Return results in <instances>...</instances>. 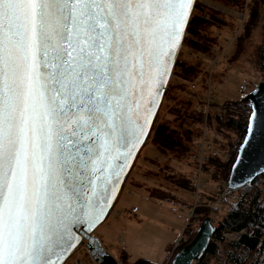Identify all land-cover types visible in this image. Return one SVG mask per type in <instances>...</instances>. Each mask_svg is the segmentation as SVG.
I'll return each mask as SVG.
<instances>
[{"label": "snow or ice", "instance_id": "1", "mask_svg": "<svg viewBox=\"0 0 264 264\" xmlns=\"http://www.w3.org/2000/svg\"><path fill=\"white\" fill-rule=\"evenodd\" d=\"M193 13L194 0H0V264H64L101 219Z\"/></svg>", "mask_w": 264, "mask_h": 264}, {"label": "trees", "instance_id": "2", "mask_svg": "<svg viewBox=\"0 0 264 264\" xmlns=\"http://www.w3.org/2000/svg\"><path fill=\"white\" fill-rule=\"evenodd\" d=\"M213 2L221 4L232 12L245 13L243 25L239 29L240 22L236 17L226 16L210 8L209 6L212 2L196 0L194 13L191 16V25L187 28V36L183 40L180 50V53L184 52L183 54L185 55L178 58L175 63L161 103L162 106H167L169 101L176 99L171 97V92L177 91V93H182V85H188L195 79L199 80L201 76H205L206 79L208 63L205 58L212 56L211 52L215 50L214 48L220 51L219 54L223 52L220 58H225L227 60L226 62L237 60L242 52H244V48L242 47L243 41L256 29L260 10L264 6V0H248L246 3L244 0H214ZM212 30H214V33ZM238 30L239 32L237 33ZM262 30L264 32V25L262 26ZM216 31H219V34ZM234 36L235 39L231 46L228 47V44ZM225 44L227 47H225ZM229 52L230 56L228 55ZM192 54H194L195 58L190 60L189 58ZM252 54L255 72L261 79L252 86L249 92L254 90L258 84L264 82V33L262 40ZM211 73H213V70ZM203 83H200L201 85L197 86L194 91L188 90L187 88V91L184 93L187 97L185 104L190 106L192 103L193 105L191 107V113L187 109L181 112L184 104L181 101H177L179 108H175L171 112L177 128H171L170 123H162L156 126L152 132L151 141L156 147V153L159 156L166 158L168 152L175 151L177 157H181L177 160L178 163L181 160L188 161L191 159L194 165V168L188 174L178 170L181 175L178 174L179 176L175 177L171 181V184L189 195L195 193L192 184L193 177L196 175V170L198 169L197 160L199 154L197 144L200 142L201 135L204 132L206 133L205 130L202 132L205 117L206 125L210 130V125L212 124L215 125V130L220 136L225 133V130L234 132V135L232 140L228 138L229 143L227 141L223 144L222 141H218V147L222 148L225 146L227 148L225 160L220 158L219 152L214 147V143L212 145V148L215 150L214 152L206 150L208 143H205L206 156L200 166V179L205 174L207 178L206 183L214 190H204L203 184V189L199 192V196H201L203 202L200 208L194 209L193 215L195 217L190 218L186 227L183 229L179 243L174 251L172 249L167 264H170L172 258L179 250L192 241L201 222L205 218L210 217L213 212L220 213L223 216V220L217 225L213 223L214 232L212 239L203 257L196 264H202L203 259L206 257H210L212 261L222 264H264V183H260L262 175L253 183L239 190L233 191L229 189L231 194L237 197V200H223L225 207L222 211L218 207L213 211L209 206L211 202L217 201L223 189L220 182L227 183L238 149L246 135L251 106L243 102V99L238 102H225L218 105L212 90L208 93L206 80ZM245 88L247 87L244 85ZM207 103L208 109L206 110ZM168 107L170 108L169 105ZM216 109L222 110V113L217 112ZM187 121L190 122L189 126L186 125ZM184 125L186 127H183ZM188 143H192V146L188 145ZM153 162H157L156 158L153 159ZM153 167L155 166L153 165ZM143 190L148 200L160 204L173 201L171 202L172 204H178L190 212L192 210V204L185 203L177 195L165 189L149 186L144 187ZM242 231H245V234L238 241H224V233H240ZM219 244H222L221 251L219 250ZM120 259L124 264H127L128 256L124 252H121ZM132 264L153 263L140 259Z\"/></svg>", "mask_w": 264, "mask_h": 264}, {"label": "rangeland", "instance_id": "3", "mask_svg": "<svg viewBox=\"0 0 264 264\" xmlns=\"http://www.w3.org/2000/svg\"><path fill=\"white\" fill-rule=\"evenodd\" d=\"M207 1L209 3L212 2L211 4L213 5H216L218 10L223 8L225 10L224 15L226 16L236 17L238 19L240 15L245 14L232 12L221 4L213 2L214 0ZM244 1L246 3L248 0ZM263 25L264 6L260 10L256 29L253 30L251 35L243 41L242 47L244 48V52H242L240 57L237 60L229 62H226L227 60L225 58H220L218 64L213 69V73H211L212 76H210V79L206 80L207 77L205 79V76H201V78H199V80L196 82V87L200 86V83L204 84V80H206L207 84L209 83L211 85L210 90H212L218 105H221L225 102H238L242 100L243 97L249 93L252 86L259 79H261L255 72L252 62V53L262 40V35L264 33L262 30ZM212 32L214 33V30H212ZM216 32L219 34V31ZM225 47H227L226 44ZM214 49L217 51V53L220 52L217 48ZM183 53H179L177 59L185 55ZM228 55L230 56V52ZM189 59L192 60L194 58ZM244 85L247 88L244 89ZM187 88L188 90L192 91V89L189 88V84H184L182 85V93H177V91L171 92V97L176 98L174 101H169L167 106L161 105L159 107L156 117L153 121L151 132L129 175L126 178L116 206L113 209L112 215L94 231V235L101 243L103 249L112 255L119 264H124L120 259L121 252H124L128 256L126 261L127 264H132L136 260L140 259L150 261L153 264H164V262L167 260V257L170 255L172 248L176 246L178 239L182 235L185 223L190 214L189 210L180 207L178 204H172L171 202L173 201L163 202L160 204L155 201L148 200L143 194L144 187H159L161 189L167 190L168 192H172L185 203L192 204V209L200 208L201 203L203 202L201 196L199 203H197L194 193L189 195L188 193L182 192L181 190L175 188L173 184H171V181H173L175 177L181 175L179 174L178 170L182 171V173L188 174L194 168L192 160H181V162L178 163L177 160L181 157H177V153H175V151L170 153L168 152L167 157L163 158L156 153V147L151 141L152 132L159 124L170 123L171 128H177L176 124H174V116L171 113L175 108H179L177 101H181L184 104V108L181 109V112L185 111V109H187L189 113L192 112V103L190 106L185 104L187 97L184 93L187 91ZM216 110L217 112L222 113V110ZM189 124L190 122L187 121L186 125L189 126ZM186 125L183 127H186ZM210 126L211 130L206 125L205 117L202 132L204 130L206 131V143L209 144V146L207 144L206 150L214 152L215 150L212 148L214 143V147L219 152L220 158L225 160L227 148L225 146L222 148L218 147V141H222L223 144L227 141L229 143V139H233L234 132L225 130V133L220 136L215 130V125L211 124ZM188 145L192 146V143H188ZM155 158L158 163L153 162V159ZM153 165L155 167H153ZM261 177L260 183H264V175ZM201 180L204 184V190H214L208 183H206L207 178L205 174L201 176ZM220 183L222 184L223 188H227V183ZM236 198V196L231 194L228 200L235 201L237 200ZM217 201L211 202L210 205L216 203ZM223 203L219 206L221 211L225 207ZM211 214L215 215V213ZM217 215L219 220L214 223L216 225L223 218L220 213ZM221 245L222 244H219L220 248ZM67 262L70 264V259ZM87 264L93 263L90 261V259H88ZM202 264L222 263L212 261L210 257H206L203 259Z\"/></svg>", "mask_w": 264, "mask_h": 264}, {"label": "water", "instance_id": "4", "mask_svg": "<svg viewBox=\"0 0 264 264\" xmlns=\"http://www.w3.org/2000/svg\"><path fill=\"white\" fill-rule=\"evenodd\" d=\"M195 3L196 0H194V6ZM180 50L178 51L177 57ZM170 78L171 75L167 78V83L164 88L161 89L162 94L156 98V104L153 106L154 119L163 101ZM243 102L250 104L251 113L248 119L245 138L238 149L236 159L231 167L227 180L228 189L233 191L239 190L244 186L253 183L259 176L264 175V83L261 82L254 90L249 92L243 98ZM154 119H152V126ZM253 130L255 131L254 136ZM150 132L151 130L149 131V134ZM148 136L141 138L142 143L137 145V149L133 152L132 157L129 158L128 167L125 168L124 173L121 175L120 182L116 186V191L109 196L108 205L104 208V214L101 216V219L97 221L91 229H88L87 225H84L78 233L80 238L87 241L85 246L90 251V255L96 264H119L112 255L103 249L99 240L94 236V231L104 222L109 211L117 203L126 178L136 162ZM249 140L251 143H248ZM241 160L242 163H240ZM213 232V225L210 218L207 217L201 222L192 241L174 255L170 264H194L198 262L203 257L204 252L211 241ZM79 244L80 243H78L77 246ZM97 249L103 251L104 255L102 257H97ZM74 250L75 248L69 249L67 258Z\"/></svg>", "mask_w": 264, "mask_h": 264}, {"label": "built area", "instance_id": "5", "mask_svg": "<svg viewBox=\"0 0 264 264\" xmlns=\"http://www.w3.org/2000/svg\"><path fill=\"white\" fill-rule=\"evenodd\" d=\"M210 8L212 9H215L216 11L220 12V13H225V10L223 8L221 9H217L216 8V5H213V4H210L209 6ZM240 20V28L241 29V26L243 25V22H244V15H240L239 18ZM239 32V30L237 31V33ZM187 36V35H186ZM235 39V36L232 38V40L230 41V43L228 44V47L231 46L233 40ZM223 53V52H222ZM222 53H217V51L215 50H212L211 54L212 56L210 57H206V61L208 63L207 65V79L206 80H209L210 79V76H211V72L214 68V66L218 63L220 57L223 55ZM190 58H195L194 54H192V56ZM198 81V79H195L193 82H191L189 84V88H191L192 90H195L196 89V82ZM208 86V93L210 92V87L211 85L208 83L207 84ZM208 100V98H207ZM208 109V103L206 105V110ZM206 143V134L205 132L203 133L202 135V138L200 139V142L197 144V151H198V154H199V158H198V169L196 170V175L193 177V184L192 186L194 187L195 189V193H194V197L195 199L197 198V196L199 195V192L203 189V183L200 179V174H201V170H200V166L204 160V157L206 156V151H205V144ZM231 196V191L227 188H223L219 194V197L221 198H226V197H229ZM217 207V204H211L210 205V208L211 210H215ZM113 209L112 208L109 213H108V218H110V216L112 215L113 213ZM193 211L194 209L191 210L188 218H187V221L185 223V227L187 225V223L189 222L190 218H194L195 215H193ZM214 213V212H213ZM219 220V217L218 215L215 213V215L211 214L210 215V221L211 223H215ZM184 227V228H185ZM243 231L240 233L242 234ZM240 234H233V235H224L225 238H229V239H237L239 237ZM95 236V235H94ZM179 240L180 238L178 239V242L176 243V246L173 248V250L177 247L178 243H179ZM85 243H87V241L85 239H82V242H80V244L75 248V250L70 254V256L66 259V261L64 262V264H68V260L70 259V264H87V260L90 259V261L95 264L92 256L90 255V251L87 249V247L85 246Z\"/></svg>", "mask_w": 264, "mask_h": 264}, {"label": "bare ground", "instance_id": "6", "mask_svg": "<svg viewBox=\"0 0 264 264\" xmlns=\"http://www.w3.org/2000/svg\"><path fill=\"white\" fill-rule=\"evenodd\" d=\"M230 197V196H229ZM229 197H226V198H221V197H219L218 198V201L216 202V204H217V207L219 208V206L223 203V200H226V199H228ZM199 199H200V196L198 195L197 196V198H196V202L197 203H199ZM118 201V200H117ZM215 204V203H214ZM115 206H116V204H115ZM114 206V207H115ZM113 207V208H114ZM108 218V215H107V217H106V219ZM105 219V220H106ZM104 220V221H105ZM223 220V218L221 219V221ZM102 225V224H101ZM213 225V228H214V224H212ZM241 233V232H240ZM240 233H237V232H234V233H230V232H227V233H224L223 234V237H224V235H233V234H240ZM245 234V231H243V233L242 234H240L239 235V237L237 238V239H229V238H225L224 237V241L226 242L227 240H232V241H238L239 239H240V237L242 236V235H244ZM211 239H212V237H211ZM207 249V248H206ZM220 250H221V248H220ZM206 251V250H205ZM205 253V252H204Z\"/></svg>", "mask_w": 264, "mask_h": 264}, {"label": "crops", "instance_id": "7", "mask_svg": "<svg viewBox=\"0 0 264 264\" xmlns=\"http://www.w3.org/2000/svg\"><path fill=\"white\" fill-rule=\"evenodd\" d=\"M143 194L145 195V192ZM171 252H172V250H171ZM171 252H170V255H171ZM170 255L167 257V260L164 262V264L167 263V261L169 260Z\"/></svg>", "mask_w": 264, "mask_h": 264}]
</instances>
